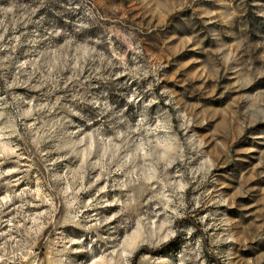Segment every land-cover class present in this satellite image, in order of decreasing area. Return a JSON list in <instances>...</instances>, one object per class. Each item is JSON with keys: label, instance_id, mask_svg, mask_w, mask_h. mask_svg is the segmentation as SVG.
<instances>
[{"label": "clouds", "instance_id": "9594fccd", "mask_svg": "<svg viewBox=\"0 0 264 264\" xmlns=\"http://www.w3.org/2000/svg\"><path fill=\"white\" fill-rule=\"evenodd\" d=\"M109 3H0V264H209V252L219 264H264V247L242 255L250 241H264V187L255 204H239L255 218L233 219L219 209L235 207L245 194L243 174L231 195L219 191L225 185L215 174L223 167L218 153L228 146L219 137L235 143L264 123V52L253 50L237 24L240 9L234 0H217L219 15L200 11L213 57L189 79L207 82L230 69L236 84L225 88L241 92L223 108L205 109V117L174 89L160 87L175 73H163L167 66L123 17L109 15ZM128 6L150 17L151 28L166 23L178 4ZM194 38L184 35L169 51H182ZM213 118L215 130L199 131ZM262 165L264 152L252 174ZM38 168L43 174H33ZM65 226L82 234L57 231ZM41 241L43 260L36 251ZM171 247L174 259L153 255ZM69 253L86 255L74 260Z\"/></svg>", "mask_w": 264, "mask_h": 264}, {"label": "rangeland", "instance_id": "374dc122", "mask_svg": "<svg viewBox=\"0 0 264 264\" xmlns=\"http://www.w3.org/2000/svg\"><path fill=\"white\" fill-rule=\"evenodd\" d=\"M21 2H27V0H21ZM122 2L123 0H110V3L106 7L109 15L116 18L123 17L122 23L136 30L137 35L143 42L147 51L151 54H155L167 66L163 69L164 74L172 76L173 73H175L173 79L165 80L160 87L166 86L174 89L180 94L184 103L197 106L195 112L197 114L203 113L205 117L209 115V113L204 112L205 109L223 108L231 96L241 94L240 90L235 87L230 89L225 88L226 84H236L237 72L230 69L221 70L216 78L207 79V82H205L204 79H189L188 74L195 73L197 69L202 68L204 64L209 62L210 58L213 57V53L207 51V49L212 46L211 42L203 40V35L207 26L200 20V11L210 10L219 15L223 10V5L217 3V0H177L178 7L168 18L167 22L161 24L160 27H156L155 23H153L151 28L148 23V20L151 18L149 17L146 19L145 16L141 14L142 10L138 8L129 9L128 5L131 3V0H127V3H124L123 7H119L116 10L111 8V3L120 4ZM0 3H3V0H0ZM234 4L240 9L237 24L248 36V43L252 46L254 51L264 52V15L258 14L264 12V0H234ZM179 5L183 6L180 7ZM182 17L187 18V20L182 27L177 28L176 24L181 23ZM189 24L191 25L190 27L188 26ZM197 33H199V36H196ZM169 35H175L177 39L171 40L168 44H165L164 40ZM184 35L194 36L195 38L187 48L178 51L176 54H172L169 49L174 48ZM198 40L201 41L199 46H197ZM2 55H5V53H0V56ZM188 61L195 62L187 64ZM184 64H187V67L181 68V65ZM213 89H215V92L210 95L209 93ZM157 92H159V88ZM216 119L217 118L208 120L199 131L204 132L209 129L215 130ZM219 138L224 140L228 145L226 150H221L218 153V161L220 164H223V167H218L215 174L223 180L225 185V187H220L219 191L223 194L231 195L235 188L239 187L242 174L246 182L245 194L236 198V206H223L219 210L228 213L233 219H239L241 216L246 217L247 220L254 219L255 217L248 216L247 213L242 214L239 210V204L242 202L255 204L258 199L259 188L264 187V165L256 170L255 175L251 172L253 165L260 162L261 153L264 152V123L255 124L248 128L242 136L235 140V143H232L231 137L227 135H221ZM214 143L215 142H213V144ZM240 148H253L256 149V151L245 153L237 152V149ZM14 166L15 165L12 164H6L4 167L10 168ZM57 167L61 166L57 165ZM37 171L43 174L42 168L33 169V174ZM249 176H251V179H249ZM29 178H32L31 175ZM5 179L9 178L6 177ZM27 183L28 181H25L19 185L17 191L23 188ZM2 194L3 189H0V195ZM259 207H264V205H259ZM249 212H256V208L249 209ZM189 220L195 222L192 220V217H189ZM48 231H52L51 227ZM57 231L75 233L77 235L82 234L80 229L72 226L57 228ZM45 236H47V232ZM257 247H264V241H250V250L242 252V255H251V249ZM36 251L40 253V259L43 260L47 252V248L44 247L43 241L37 245ZM69 255L74 260H79L86 254L69 253ZM153 255H164L174 259L176 247H171L164 252L157 251L153 253ZM206 255L209 264H219L211 252Z\"/></svg>", "mask_w": 264, "mask_h": 264}]
</instances>
